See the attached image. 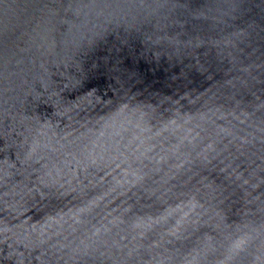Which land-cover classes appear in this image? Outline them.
Instances as JSON below:
<instances>
[{
	"label": "water",
	"instance_id": "1",
	"mask_svg": "<svg viewBox=\"0 0 264 264\" xmlns=\"http://www.w3.org/2000/svg\"><path fill=\"white\" fill-rule=\"evenodd\" d=\"M0 264H264V0H0Z\"/></svg>",
	"mask_w": 264,
	"mask_h": 264
}]
</instances>
